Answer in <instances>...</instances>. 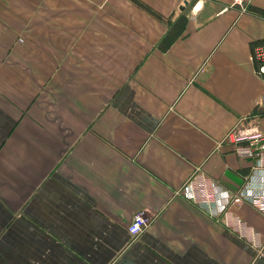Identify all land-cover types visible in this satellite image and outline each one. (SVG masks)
<instances>
[{
  "label": "crops",
  "instance_id": "crops-1",
  "mask_svg": "<svg viewBox=\"0 0 264 264\" xmlns=\"http://www.w3.org/2000/svg\"><path fill=\"white\" fill-rule=\"evenodd\" d=\"M141 1L186 13L164 50L167 23L133 0H0V264H264L183 190L197 168L230 193L250 177L222 138L240 118L264 131L247 10L264 0ZM228 207L264 247V213Z\"/></svg>",
  "mask_w": 264,
  "mask_h": 264
},
{
  "label": "built area",
  "instance_id": "built-area-1",
  "mask_svg": "<svg viewBox=\"0 0 264 264\" xmlns=\"http://www.w3.org/2000/svg\"><path fill=\"white\" fill-rule=\"evenodd\" d=\"M241 10H245V7L242 6ZM250 56L255 64V72L264 86V42L255 44ZM257 105L264 106V90L257 99ZM222 140L232 144L233 150L239 157L252 160L248 180L238 190L230 193L197 168L186 180L183 186L184 194L192 202L204 207L209 214L220 215L225 226L262 252L264 247L258 233L233 214L228 206L231 203L247 202L264 213V131L256 127L252 120L240 118L226 131ZM252 179L260 186L251 189ZM152 219V214L146 209L137 210L126 227L128 234L131 237L137 236Z\"/></svg>",
  "mask_w": 264,
  "mask_h": 264
},
{
  "label": "trees",
  "instance_id": "trees-1",
  "mask_svg": "<svg viewBox=\"0 0 264 264\" xmlns=\"http://www.w3.org/2000/svg\"><path fill=\"white\" fill-rule=\"evenodd\" d=\"M136 5L147 10L152 15L163 20L167 23V29L160 37L157 42V47L161 50L166 49L184 30L187 16L185 12H181L174 20H170L164 17L161 13L153 9L150 5L146 4L141 0H133ZM247 10H250L252 13L257 14L261 17H264V8L248 5Z\"/></svg>",
  "mask_w": 264,
  "mask_h": 264
},
{
  "label": "water",
  "instance_id": "water-1",
  "mask_svg": "<svg viewBox=\"0 0 264 264\" xmlns=\"http://www.w3.org/2000/svg\"><path fill=\"white\" fill-rule=\"evenodd\" d=\"M188 1L183 0V4L180 5V10H183V8L187 5Z\"/></svg>",
  "mask_w": 264,
  "mask_h": 264
}]
</instances>
